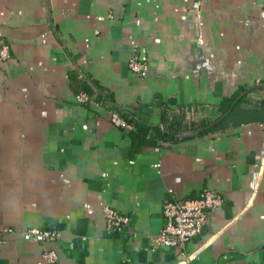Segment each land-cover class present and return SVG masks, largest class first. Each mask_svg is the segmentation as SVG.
Listing matches in <instances>:
<instances>
[{
  "label": "crops",
  "instance_id": "obj_1",
  "mask_svg": "<svg viewBox=\"0 0 264 264\" xmlns=\"http://www.w3.org/2000/svg\"><path fill=\"white\" fill-rule=\"evenodd\" d=\"M0 32V264H264V0H0ZM203 189L222 205L157 246L162 202Z\"/></svg>",
  "mask_w": 264,
  "mask_h": 264
},
{
  "label": "built area",
  "instance_id": "obj_2",
  "mask_svg": "<svg viewBox=\"0 0 264 264\" xmlns=\"http://www.w3.org/2000/svg\"><path fill=\"white\" fill-rule=\"evenodd\" d=\"M2 37L3 34L0 32V60L6 61L10 58L9 47L4 43ZM129 68L138 77H144L147 72L146 65L136 60L129 62ZM77 98L81 102L88 100L84 94H78ZM111 122L117 126L128 128L127 124L115 114L111 115ZM222 203V195L209 189H203L199 196L193 200L180 202L164 200L161 212L165 225L155 238L154 243L161 247L184 248L207 223L209 214L218 209ZM102 215L104 227L108 231L121 232L128 224L126 216L119 214L110 207H104ZM3 233H10V230L4 229ZM2 234L0 235V247L5 244ZM22 238L37 243L56 242L60 235L55 228H35L22 232ZM43 257L48 262H53L57 259V254L55 251L49 250L44 252Z\"/></svg>",
  "mask_w": 264,
  "mask_h": 264
},
{
  "label": "trees",
  "instance_id": "obj_3",
  "mask_svg": "<svg viewBox=\"0 0 264 264\" xmlns=\"http://www.w3.org/2000/svg\"><path fill=\"white\" fill-rule=\"evenodd\" d=\"M239 91L241 92L243 90L239 89ZM239 91L236 94H234L231 98L224 99L222 101L221 108H222V111H223L224 118L222 116V118H220V120H218L217 122L211 124V126L209 128L210 130L213 131V130L218 129V127L221 126V123L227 118V116H225L226 115V110H227V109L225 110L226 106L228 107L229 113H232L233 110L242 102L243 98L240 96V92Z\"/></svg>",
  "mask_w": 264,
  "mask_h": 264
}]
</instances>
